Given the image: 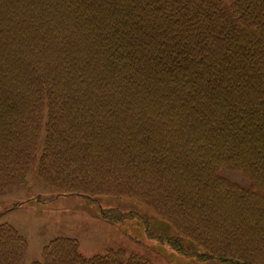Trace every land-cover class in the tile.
<instances>
[{
  "label": "trees",
  "instance_id": "16d2710c",
  "mask_svg": "<svg viewBox=\"0 0 264 264\" xmlns=\"http://www.w3.org/2000/svg\"><path fill=\"white\" fill-rule=\"evenodd\" d=\"M34 166L57 198L146 206L179 256L264 264V0H0V196ZM27 250L0 225V264ZM34 264L151 263L57 238Z\"/></svg>",
  "mask_w": 264,
  "mask_h": 264
},
{
  "label": "rangeland",
  "instance_id": "374dc122",
  "mask_svg": "<svg viewBox=\"0 0 264 264\" xmlns=\"http://www.w3.org/2000/svg\"><path fill=\"white\" fill-rule=\"evenodd\" d=\"M40 149L41 140L36 156ZM222 174L230 182L247 188L248 183L240 175ZM57 195V190L37 178L34 166L26 185L0 196V225L11 226L27 243L24 264L39 262L43 248L57 238L77 241L84 257L103 254L108 249L122 248L128 254L141 256L152 264H220L184 258L166 244L150 239V232L166 237L179 235L152 210L134 200L106 196H95L90 200L68 196L58 197L49 204L35 201L36 197L47 199ZM99 209L130 211L138 217L124 224L112 225L99 218Z\"/></svg>",
  "mask_w": 264,
  "mask_h": 264
}]
</instances>
